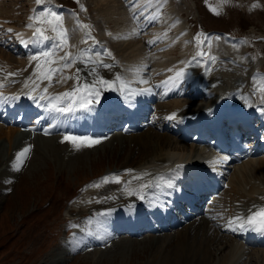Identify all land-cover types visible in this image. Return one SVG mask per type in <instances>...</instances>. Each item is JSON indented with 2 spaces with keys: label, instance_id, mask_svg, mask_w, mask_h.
<instances>
[{
  "label": "bare ground",
  "instance_id": "1",
  "mask_svg": "<svg viewBox=\"0 0 264 264\" xmlns=\"http://www.w3.org/2000/svg\"><path fill=\"white\" fill-rule=\"evenodd\" d=\"M1 1L2 0H0V85H2V87H0V91H3V93H6L8 90H14L15 92L32 91L34 93V96H37L38 94L54 96L65 91H69L72 88V85L76 83V80H74L75 82H73V79H68L66 82L56 83V78L54 77L52 83L49 84V81L43 78L47 74L48 67H56L57 64L50 63L49 65H45L44 58L41 57L39 60L41 67L36 68L35 65L37 64V61L30 60V57H32L34 54L40 53L41 51H54V42L39 45L31 42L32 36H30V32L34 30V28H28L26 27V25L29 23H33V21L29 20V17L34 15V11L32 15L30 14L28 16L27 21L23 25L20 24L15 26L12 25L10 20L14 18L15 13H9V8H4L5 5L2 7L1 4L3 3V1L2 3ZM92 1L93 4H95L93 8H96V11L98 10L101 14L104 15L106 22L110 21L107 23L114 22V25H117L120 24L119 21H121V23L123 24L124 18L123 20H119L121 17H123V13L120 10L121 8L118 10L119 5L117 4L116 0H91V2ZM122 1L124 2V6L128 7L127 16L130 15L131 19L133 20V23L135 24V26H133V30H128L127 33H129L130 36H134L135 34L138 36L140 35L139 39L128 40L126 42L122 41L116 44L117 53L118 55L122 56V61L114 59L115 57H111L112 55L109 58V56L103 53L106 51H104L102 46H99L98 44H93L95 46H85L84 49H90L91 46V54L90 56L84 55L85 60L90 58L92 61H103L104 63L112 65L111 68H104L100 66L99 63L89 64L88 67H85V73L88 74L93 67L96 69V71L92 76H87L88 80L91 81L93 79L102 77L105 80L113 81L115 80V77L117 75L121 77V80L116 81V83L112 85L98 84L97 88L99 91V96L96 98L90 97L88 95V90L84 88V90L79 91L77 93V97L79 99L87 98L96 101L101 96L109 95V93L117 87L119 82L124 83L125 78H129L131 76L130 80L140 82L146 80V75L147 78L160 76V74L167 71L170 66L173 65V63H180L182 60H184L183 57L179 60H166V57H168V55L170 54L169 52L174 47V45H179V47H183V44L187 39V35L182 28L183 23L178 18L173 17L174 19H171L173 24H170V26L172 27V29L174 28V35H169V28L171 27L166 26L162 29L164 22L165 25H167L165 21V19L167 18V14L170 13L171 15V12H173L171 6L172 3L170 0H167V2L162 5H159L157 0H152L151 3H146V0ZM133 4H135L136 8L139 9L138 18L136 19H133ZM34 5L35 6H33L32 4V8L35 11H38V9L42 8L37 4ZM46 7H52L53 10L60 11V14H62V16L64 17L62 27L69 30V43L72 42V44L74 43L75 45L80 46L78 42V30H76L78 33L75 32L74 35L73 32L67 26H65L66 21H68L70 25L72 23H76V18L78 16L77 13L69 7H66L65 9H56L54 5H48L43 7V9ZM152 16H155L156 19L150 20V17ZM171 20L168 23H171ZM83 23L86 24L87 22L83 21ZM34 25L45 28L48 27V25ZM127 26L121 25L115 28L112 27L113 29H111L110 31L114 36L115 34H118L120 32L123 33L122 30L125 29ZM7 29H12L13 31L11 33H8L6 31ZM175 33L177 34L175 35ZM17 34H19V36H17ZM47 34L55 35L51 32H48ZM212 35L213 38L224 36V39L236 42V39H232L230 36L224 33L215 32ZM110 37L111 36H109V38ZM6 39L9 40V42L10 40H12L15 43V47H13V51H16V53H14L15 55H20L18 49H23L26 52V58L24 61H21V59L13 58L10 55L4 54L3 50L9 48L5 45ZM138 40L142 41L144 44L146 42V45H150L152 48L154 63L148 69H145L144 64L139 65L138 63H141L140 61L138 63H134L133 60L131 61L129 59H132L140 51V46L137 42ZM153 40L155 41V43H148L149 41ZM23 41H27V43H24ZM217 45L221 48L220 50L227 49L226 47L223 48L220 43H218ZM214 49L217 50L216 47H214ZM231 50L234 55L239 56L236 54L237 51H233V49ZM69 51L73 53L70 48L67 49V47H65L64 51L56 53L55 56L50 57L49 59L50 61H55L57 57L63 56V53ZM76 54L78 55L79 53ZM77 67L78 66H76V68ZM76 68H74L73 64L70 68L64 70V74L66 76L74 78V74L76 72L74 71V69ZM144 70L146 75L143 74ZM177 71L178 70H175L174 75ZM9 73H14L15 75L10 76ZM84 75L86 76V74ZM190 76V74H186L183 77L180 82V91L184 90L183 81H185L187 83V88L189 85L191 86V89L188 91L190 92V98L198 97L200 94H204V97L201 101L202 103L200 105H210L215 101L216 97L227 94L229 98H237L239 99V101L226 98V100L223 102L228 105L226 112H230V109L232 108L231 106L236 103L241 104V110L248 109L250 111H253L254 115H256L260 111L264 112V110H262L264 109V100H262V96L257 98H251V96L249 97V95L241 93L243 97H247L246 100L240 97L238 95V92L234 88H232L231 91H226L225 89L219 88L216 84L212 82H210L209 84H206L205 82H203L202 84H198L197 82L201 78V75L196 78H192ZM179 81L180 80H174V78L168 79L167 84L165 86L163 85L165 92L167 93L172 91L179 83ZM45 87L48 88L47 93L43 92V89ZM34 88L36 89V91H33ZM126 90L133 91L134 100L138 102V105L135 107L134 111H136L137 113H141V118L138 121V124L140 125V130L137 133H129L128 135H125V125L123 123H119L118 126L115 128L113 120L107 119L105 122L98 124L96 128L97 131L93 135L94 137H98L95 140H99V143H88L81 141L80 138H78L76 141L77 143L75 144L79 145L80 147H83V152L87 154L93 149L96 150L99 147H102L104 145L106 146L113 140L117 144V147L115 146V148L117 149L118 146L120 149L123 145L126 144V142L128 143L130 141L131 148L128 151V157L131 156L130 153H132L133 149L140 150L139 152H141V157H139L136 161V165L132 163L130 158H127V160L122 165H120L123 168L125 167L126 170H132V172L127 173L124 169L127 174L124 172L125 176L123 175L124 178L123 180L121 179L119 183H111L110 181L107 182V185H104V187L99 189L97 192H92L98 199V202L92 207H90L89 210H97L101 212L103 210L108 209L110 213L112 212L114 214H118L123 213V211L120 212V209L118 208L120 204L124 203L126 205H132V202H134L136 210L141 212L146 211L150 207L148 205L140 204V197L136 194L130 193H135L137 190L143 193L146 188L141 189L140 186L150 185L155 180L156 181L153 182L149 193L151 192L152 195L160 198L163 204H167L168 206H170L173 201L180 197V192L177 189L180 187V183L177 181L176 176L167 169H169L170 167H172L173 164L178 163L181 160L188 161L192 153H194L195 157L199 158L201 161H204L203 157L209 154L208 148L205 150V148L196 147V144H185L183 140L179 138V136H175V138L179 140L177 141L172 138L169 133H167L169 131L162 132L160 130L162 127H164V121L168 120L167 117L171 116L173 113H175L176 115L172 119H176L185 112L197 109L200 105L189 107L187 104L178 102L175 112L173 111L170 114H161L159 113V111L162 109L161 102H157L155 103V105L152 106L150 102L156 99H152L151 97H148L146 95H141L137 89L134 90L126 87L125 91ZM120 99L121 100L119 103L124 105V107H128L130 105L128 101V96L124 95L123 93H120ZM9 100H11V97H8L4 101L7 102ZM36 100H38L39 102L44 101L40 99ZM148 108L153 109L152 114L149 113ZM0 110L5 111L6 108H4L2 104H0ZM105 111H111L116 113L120 111V108L118 104H114L111 107H106ZM20 117L21 116L18 115L17 118L13 121V116L4 117L0 111V141H2V139L8 141L9 150L6 153L7 155H10V151L14 149L12 147V142L14 146H17L19 148L22 144L26 143V141L27 143L29 141L25 133H20L18 131L19 127L22 126L23 122L22 120H19ZM31 118L34 119L33 121L37 126V128L32 131L33 133L42 135V133H45L46 130L47 133L55 132L56 126L53 127L51 125L53 123H57L58 121L54 122L49 116L48 112L43 114H36V116L28 118L27 122H29ZM64 118L65 117H60L59 120H63ZM126 120L130 121L132 120V117H126ZM86 127L87 126L81 127L79 129V133L87 134L85 131ZM114 129H118V132L116 134L114 133L111 137H109L108 133H110V131ZM56 130H58L59 132L67 133L72 131V128L70 126L65 128L59 127ZM40 135H37L32 141L34 144L33 146H35V140H37V138L47 139L48 143H46L45 145H51L49 139L53 141L59 139V142L62 139L59 137L43 138ZM19 136H24L26 138V141L17 145L16 139ZM74 136L77 137L76 132H74ZM38 141L39 139L37 140V143H39ZM66 144L67 143H63L62 145H64L65 147H69L70 150L73 149L74 145ZM96 144L98 145L96 146ZM111 146L113 145L106 146V148L110 149L112 148ZM18 148H16V150ZM1 151L2 148L0 149V152ZM6 154L4 155L6 156ZM84 156L88 158V154ZM169 161L174 162H171L170 164L166 165ZM133 164L134 166H132ZM108 170H110V168ZM133 177L139 178L134 179ZM160 179H164V183L166 184L167 188L161 190L158 188ZM213 193L207 200H202V203L198 207L197 211L192 216H190V219L188 221L183 222L181 220H178V224L176 225L166 224L164 228H158L155 230H168L172 226L177 225H181L180 227L182 228H180L181 230L179 229L178 231L174 232V235L172 237H170V235L167 233H165V235L159 234V237H162V235L166 236L162 237L161 239H156L155 241L156 243L159 242V248L164 247L162 253L153 256L154 258L159 257L160 259H158V261L160 263L168 264L170 260H174L179 264H205L208 259L213 257L214 264H264V247H259L254 241L247 240V238L242 236L241 232L237 228L239 225V221H235L231 226L236 227V231H232L231 227L229 226L230 219H233L238 216L244 217L247 211L256 209L260 206H264V158L259 155H255L253 157H249L247 160L239 163L238 165L231 167L229 172H226L224 174L222 188L219 191L215 190ZM89 194H91V192ZM226 200L228 201L226 202ZM220 201L221 204L219 205ZM204 204L205 207L203 208ZM150 212L152 213V217L154 218L161 214V209L154 208L151 209ZM162 222L164 224V222H166V219L162 220ZM138 223H141V221H137L127 227L128 230L124 229L122 226L119 227L114 225V228L119 231L135 232L136 234L139 230L138 228L143 229V225ZM222 230L225 231V236L219 233V231ZM169 238H172V240L167 242V239ZM213 244H216L215 248L217 249V251H221L224 247L226 248V250H222L220 255L216 257L215 252H212L211 250V246H213ZM59 255H57L52 262L47 264H54L55 262L56 264H58V262L61 261V256L59 257Z\"/></svg>",
  "mask_w": 264,
  "mask_h": 264
},
{
  "label": "rangeland",
  "instance_id": "2",
  "mask_svg": "<svg viewBox=\"0 0 264 264\" xmlns=\"http://www.w3.org/2000/svg\"><path fill=\"white\" fill-rule=\"evenodd\" d=\"M2 1V7L5 5L4 8H9V13H15L14 18L17 21L14 18L10 19L12 25L15 26L24 24L31 13L32 4L33 6L36 4L35 0ZM116 1L119 5L118 10L121 8L120 10L123 13V17L119 19L123 20L124 18L125 21L123 20V24L119 20L120 24L117 25H114V22L107 23L110 21L106 22L104 15L98 10L97 12L96 8H93L95 4H93L91 0H79V3H77L76 0H47L46 4L40 5L42 8L38 9L36 12L43 11V7L54 5L55 3L60 6L71 7L77 13L82 23L85 21L87 25L91 26L88 30L77 29L79 32L78 39L81 40L84 33L87 31L90 32L91 37H94V41L89 39L87 43H81V41L78 40L80 46L75 49L70 47L74 44L70 42V46H66L67 49L70 48L73 54H76L87 45L95 46L93 44H98L102 46L104 51L111 52V57H115L114 59L122 61V56L117 53L116 44L122 41L137 40L140 35L138 36L135 34L134 36H130L129 33H127L128 30H133L135 24L130 15L127 16L128 7L124 6V2L122 0ZM81 5H83L86 11H81ZM172 6L174 10L180 11L186 20L187 18L189 20L188 28L185 29V33L187 32L189 35L188 37L186 36L187 43L185 41L186 46L184 47L183 53H181V55L183 54L186 57L184 59L189 58L192 62L199 65L203 71L206 72L207 77L213 74L217 75L214 77L215 80H219V83L216 85L226 91H231V89L234 88L239 96H242V93L251 95V98H257L259 92L264 93V0H172ZM57 12L60 13V11ZM171 15L170 13L167 14V18L165 19L167 25H165L164 22L162 29L166 26L171 27L170 24H173L171 19H179L173 12H171ZM170 20L171 23H168ZM65 23V26L75 35L77 31H73V29H75L76 23H72L71 25L68 21ZM121 25L128 26L122 30L123 33L120 32L113 36L110 30ZM173 29L172 27L169 28V35H174ZM214 30L226 32L243 41L247 55L254 62L253 68L250 71L243 69L239 65L225 61L229 56L228 51H224L223 53L214 52L212 47L213 41H211L214 38L212 35L213 33L210 32ZM176 34L177 33H175V35ZM108 35L112 38H109ZM206 37L210 39V41H207ZM219 39L231 45L229 46L218 40L215 42L214 46L217 50L219 47L217 44L220 43L223 48L226 47L227 49L237 51L236 54L239 55L237 57L241 58L240 52L244 46L240 40L236 39V42H232L231 40L224 39V36H220ZM137 42L140 46V53L138 52V56L136 55L132 59H129L131 61L133 60L134 63H138L139 61L152 63V59L149 58L148 55V53L150 54L149 46L142 41L138 40ZM5 45L9 47L8 49L3 48L5 55L21 59V61L25 60L26 53L19 51L20 55L17 56L14 54L16 51H13L14 42L12 40L9 42V40L6 39ZM237 45H239V47H237ZM220 49L219 47V51ZM200 51L209 53L211 56L215 55V60H209L208 57L205 56L203 61L197 63L192 58ZM169 53L166 58L179 60L177 58L180 57V54L177 47ZM90 54L91 51L84 53V55L87 56H90ZM233 56L236 57L234 54ZM241 62L244 67H251L250 64H248L250 61L241 58ZM241 62L237 61L236 63ZM78 64L79 61L74 63V68L78 66L74 69V71H76L74 77L79 74L81 81H83L85 77L84 74L87 76V73H85L86 68L83 63L80 62V64ZM78 68L82 69V72L77 73ZM173 75V70H171L165 77L151 79L152 86L150 88H140L141 93H150L149 95L156 97L152 105H154L156 101L162 102L165 110L163 108L161 111H164H160L161 114L175 112L177 103L181 101L192 106V104L186 100L185 96L178 94L180 92L177 90L174 96L170 98L164 97L165 93L160 92L159 86L161 83ZM200 75L202 77L203 74L201 73ZM175 76L176 74L173 78H175ZM254 76L256 77L255 81H253ZM74 80L73 78V82H75ZM201 81L206 84L212 82L208 80V78H203ZM167 82L168 79L163 85L165 86ZM76 83L72 85V88L75 87ZM254 88L257 89L256 92L253 91ZM82 90H84L83 87H79V89L76 88L77 92ZM178 99L181 101H176ZM200 99L201 98H198L197 100ZM175 101L176 103L173 104ZM173 106L174 109L172 110ZM171 110L172 112H170ZM149 111L150 114L153 113L152 109H149ZM167 129L169 131L167 133L177 140L175 138L176 134L171 128L168 127ZM113 134L114 133H112L110 137ZM36 136L37 135H32L27 137L29 139L28 143L24 136L17 137V145L25 141L26 143L18 148L14 146L12 142V147L14 149L10 151V155L6 154L9 150L8 141L4 139L0 141V149L2 148L0 152V264H47L52 262L61 252L65 254L64 257L59 255V257L61 256V261L58 260V264H162L158 261V259H160L159 257L154 258L153 256L163 252L164 247L159 248V242L156 243L155 241L156 239L166 237L164 236L165 234L159 237V234L151 232H144L138 234V236L127 235L125 232L114 233L102 226L100 218L95 217V219L92 216L93 212L99 211L91 210L90 212L89 210L90 207L98 202L96 196H92V192H97L104 187V185H107V182L100 183L97 187H92L90 185H94L101 181L103 177H111L113 174L123 173L125 167L123 168L120 165H122L127 158H130L132 163L136 165V161L141 157L140 150L133 149L132 153H130L131 156L128 157L131 142H126L120 149L119 146L117 149L115 148L117 144L113 140L106 145H113L111 146L112 148L107 149L104 145L102 146L103 148L99 147L96 150L93 149L87 153V158L84 156L87 154L83 152V147L73 146V149L76 150H70L69 147L62 145L63 143L59 142V139H56L57 141L49 139L51 145H45L48 143L47 139L37 138V140L39 139L38 142L41 143L39 144L37 140H35V147L32 141ZM42 137L50 138L53 136ZM67 144L72 145V142L67 140ZM27 145H31L30 151L27 153L26 158L22 160V163L17 165L19 171H16L13 168L16 153ZM16 148L18 149L16 150ZM4 154H6V156ZM134 164L132 166H134ZM109 168L110 170H108ZM123 175L125 176L124 173L120 176ZM120 176L119 180L121 181L124 176ZM9 180L11 181L10 183L6 182ZM112 182L113 181H111V183ZM78 186L80 188L78 195L75 196V198L69 199V196L76 191ZM100 186L101 188H99ZM95 189L98 190L95 191ZM84 192H86V197L91 201H84L81 206L82 200H84ZM90 192L91 194H89ZM227 201L228 200H226V202ZM220 204L221 201L219 202V205ZM75 216H77V218H75ZM87 227L91 228L92 232L85 237L81 245L74 247L71 243V238L76 237L78 234H82V230ZM178 228H172L167 234L172 237L174 232L179 230ZM73 230H76L75 234L70 233ZM170 240H172V238L167 239V242ZM211 247L216 257L220 255L222 250H226L224 247L221 251H217L215 248L216 244H213ZM54 264H56V262ZM168 264L179 263L170 260ZM205 264H214V258L211 257Z\"/></svg>",
  "mask_w": 264,
  "mask_h": 264
},
{
  "label": "snow or ice",
  "instance_id": "3",
  "mask_svg": "<svg viewBox=\"0 0 264 264\" xmlns=\"http://www.w3.org/2000/svg\"><path fill=\"white\" fill-rule=\"evenodd\" d=\"M47 0H35V3L40 6L46 4ZM77 3H79V0H76ZM152 0H146V3H151ZM159 5H162L167 2V0H157ZM81 11H86V9L83 7V5L80 6ZM133 19L138 18V12L139 9L136 8V5L133 4ZM213 11H216L215 9H212ZM34 11V15L29 17L30 21H35L36 24L38 25H48L47 28L41 27V26H36L33 23H29L26 25L28 28H34V31L32 33V43L35 44H46L49 42H54L53 47L54 51H41L38 54H34L32 57H30V60L32 61H37V64L35 65L36 68H40L41 65L39 63V60L41 57L44 58V63L45 65H49L50 63H55L57 64L56 67H51L49 66L47 69V74L43 77L44 79H47L49 81V84L52 83L53 78L55 77L56 83H61V82H66L68 79H73V77L66 76L64 74V70L67 68H70L75 62L80 61L81 63L84 64L85 67H88L89 64L91 63H99L100 66L104 68H111V64L104 63L103 61H92L90 58L86 61L84 60V53L91 51L90 49H81L79 50V54H73L72 52H65L63 56L57 57L55 61H50V57H53L56 55V53L63 51L66 46H69V40H68V29L62 27L63 19L64 17L62 14L58 13L57 11H54L52 7H46L44 8L43 11L36 12ZM218 14V13H217ZM156 17L152 16L150 17V20H155ZM91 26L87 24H83L78 16L76 18V28L73 29V31H76L77 29L79 30H88L90 29ZM8 33H11L13 30L12 29H7L6 30ZM51 32L54 33L55 35H48L47 33ZM138 34V33H137ZM19 36V34H17ZM91 39L94 41V37L90 36V32H85L84 36L81 40V43H87L88 40ZM219 39V37H217ZM24 43H27V41H23ZM98 43V42H97ZM148 43H155V41H149ZM70 47L72 48H78V45H71ZM107 56H111V52L106 51L104 53ZM100 55V54H97ZM207 56L209 60L214 61L215 57L211 56L209 53H206L204 51L198 52L195 56H193V60H195L197 63H200L203 61L204 57ZM192 61H188L189 64H191ZM96 69L93 67L92 70L87 74V76H92L95 73ZM82 72V69H77V73ZM9 75H15L14 73H9ZM186 75V73L183 70H179L176 72V76L174 80H181L183 77ZM87 76L84 77L83 81H81V77L79 74H77L74 79L76 80V87L73 88L71 91H65L63 93L56 94L54 96H49V95H40L38 94L37 96H32L31 98L33 100L40 99V100H48V104L45 106V111L48 112L49 116L52 118L53 121H59L60 117L64 116H71L74 115L76 112V106L77 104L81 103L79 100H73L76 88L78 87H83L88 90V95L92 98H96L99 96V91L97 88V85H112L115 84L116 81L121 80V77L117 75L115 77V80L113 81H108L103 79L102 77L93 79V80H88ZM256 80V77H253V81ZM2 87V85H0ZM38 87V86H37ZM33 91H36L34 88ZM130 91V90H129ZM254 92L257 91L256 88L253 89ZM44 93L48 92V88L45 87L43 89ZM2 93H0V97H2ZM12 99H17L18 97L13 96L11 97ZM262 100H264V96L261 97ZM90 110V108H89ZM264 110V109H262ZM175 113H173L171 116L167 117V119H172L175 117ZM51 126L55 127L58 126L57 124H52ZM45 134L47 133V130L45 131ZM65 140H70L74 144L78 138L72 137V136H65ZM63 142V141H62ZM89 143H99V140H94L90 141ZM79 145H77L78 147ZM31 145L25 146L21 151L16 153V158L15 162L13 163V168L16 171H19V167L17 165L22 163V160L26 158L27 153L30 151ZM217 160H227V157H218L216 158ZM216 161H212L211 163H215ZM180 167V166H178ZM127 172L131 173L132 170H126ZM119 175L120 174H113V176L109 177H103L101 178V181L97 182L94 185H90L92 187H97L99 186L100 183H106L109 181H113L116 183H119ZM146 175V174H144ZM134 179H137L139 177H133ZM10 183L11 181H6ZM130 183V182H129ZM148 185H141L140 188L144 189L147 188ZM130 194H136L138 195L141 199H143V194L139 190H137L135 193H130ZM258 217H264V208L260 209L257 212H253L251 215L247 216V218L243 217H235L233 219L229 220V226L231 227L232 224L235 221H239V227L243 228L245 226H252L253 230L264 232V219H261L259 222L257 220ZM259 224L257 227L256 225ZM232 231H236V227H231Z\"/></svg>",
  "mask_w": 264,
  "mask_h": 264
}]
</instances>
